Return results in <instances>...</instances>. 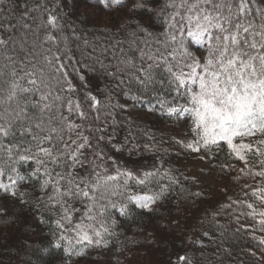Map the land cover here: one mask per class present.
I'll return each mask as SVG.
<instances>
[{
    "label": "snow or ice",
    "instance_id": "snow-or-ice-1",
    "mask_svg": "<svg viewBox=\"0 0 264 264\" xmlns=\"http://www.w3.org/2000/svg\"><path fill=\"white\" fill-rule=\"evenodd\" d=\"M23 257L264 264V0H0V264Z\"/></svg>",
    "mask_w": 264,
    "mask_h": 264
},
{
    "label": "trees",
    "instance_id": "trees-1",
    "mask_svg": "<svg viewBox=\"0 0 264 264\" xmlns=\"http://www.w3.org/2000/svg\"><path fill=\"white\" fill-rule=\"evenodd\" d=\"M114 23H118L119 22V17H117V19H115L113 21ZM217 183H219V178L216 181ZM211 185V184H209ZM21 234L20 233H16L15 235H13L12 237V243H16L17 240L20 239ZM47 237V232H43L42 233V238H46ZM179 251L178 247H172L169 246L168 248H166L164 250V252L162 254H157L154 259L159 260V261H165L167 259L168 255H172L175 258L176 253ZM24 259H30L31 260V264H40V262L35 258V257H23Z\"/></svg>",
    "mask_w": 264,
    "mask_h": 264
},
{
    "label": "rangeland",
    "instance_id": "rangeland-1",
    "mask_svg": "<svg viewBox=\"0 0 264 264\" xmlns=\"http://www.w3.org/2000/svg\"><path fill=\"white\" fill-rule=\"evenodd\" d=\"M184 163L187 164L186 161ZM188 166L190 167V165H188ZM217 180H218V177L215 174L209 175V176L206 177V181H207L208 184H212L213 181H217Z\"/></svg>",
    "mask_w": 264,
    "mask_h": 264
}]
</instances>
